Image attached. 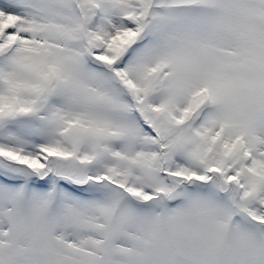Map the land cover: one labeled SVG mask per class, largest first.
<instances>
[{"label": "snow or ice", "instance_id": "snow-or-ice-1", "mask_svg": "<svg viewBox=\"0 0 264 264\" xmlns=\"http://www.w3.org/2000/svg\"><path fill=\"white\" fill-rule=\"evenodd\" d=\"M0 264H264V0H0Z\"/></svg>", "mask_w": 264, "mask_h": 264}]
</instances>
